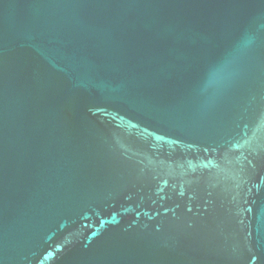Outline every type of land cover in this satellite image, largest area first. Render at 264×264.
<instances>
[{
	"label": "water",
	"instance_id": "1",
	"mask_svg": "<svg viewBox=\"0 0 264 264\" xmlns=\"http://www.w3.org/2000/svg\"><path fill=\"white\" fill-rule=\"evenodd\" d=\"M0 264H264V0H0Z\"/></svg>",
	"mask_w": 264,
	"mask_h": 264
}]
</instances>
